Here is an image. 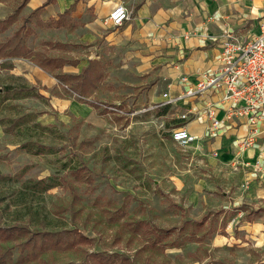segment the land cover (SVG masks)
Returning a JSON list of instances; mask_svg holds the SVG:
<instances>
[{
	"label": "rangeland",
	"instance_id": "rangeland-1",
	"mask_svg": "<svg viewBox=\"0 0 264 264\" xmlns=\"http://www.w3.org/2000/svg\"><path fill=\"white\" fill-rule=\"evenodd\" d=\"M78 2L54 27L57 12L45 19L27 0H0V226L24 228L0 236V264L263 259V241L243 226L264 221V202L234 205L246 195L238 170L214 169L172 140L174 111H147V76L104 49L102 28H90L94 6ZM17 59L27 71L15 76ZM37 65L54 86L30 74ZM59 98L88 102L95 119L59 108Z\"/></svg>",
	"mask_w": 264,
	"mask_h": 264
},
{
	"label": "crops",
	"instance_id": "crops-1",
	"mask_svg": "<svg viewBox=\"0 0 264 264\" xmlns=\"http://www.w3.org/2000/svg\"><path fill=\"white\" fill-rule=\"evenodd\" d=\"M127 1L129 4L125 0H88L83 3L88 7L94 6L96 19L90 28H102L103 34L100 36L104 38V49L119 55L120 64L126 70L147 76L144 79L148 83L150 100L147 111L159 106L171 108L174 111L173 129L187 125L191 133L202 138L188 148L195 149L200 157H207L214 169L230 168L233 171L234 167L238 170V184L245 183L246 195L237 196L234 205L246 200L263 203L264 175L257 164L259 162V166L264 168V121L260 124V134L254 144L243 147L240 142L249 136V125L241 118H225L226 107L221 103V93L204 94L191 100L179 99L178 96L203 75L216 70L222 34L226 30H234L244 37L259 33V23L264 16V0H164L163 4L156 0ZM27 2L31 9L40 8L45 19L52 13L60 14L59 18L52 20L54 27L65 26L60 16L72 12L71 8L79 3L78 0ZM119 3H125L132 9V18L120 27L106 25L104 18ZM52 60L53 65L54 58ZM64 65L72 66L78 74L90 69L86 64L72 65L67 61L57 62L55 67ZM28 67L30 74L45 85L50 87L56 84L55 77L43 66ZM25 71L27 64L21 59L9 67V72L15 76ZM183 76L188 81H183ZM58 100L59 108L68 107L79 116L95 119V107L88 102H80L76 98ZM210 109H214L216 118L222 120V126L214 137L205 136L212 123ZM185 113L189 114V119L181 117ZM230 160H235L232 166L228 164ZM245 225L243 228L256 238L257 245H260V241L264 244V221L252 224L247 221ZM221 237L224 236L218 235L217 243L225 241ZM254 264H264V258L256 260Z\"/></svg>",
	"mask_w": 264,
	"mask_h": 264
},
{
	"label": "built area",
	"instance_id": "built-area-1",
	"mask_svg": "<svg viewBox=\"0 0 264 264\" xmlns=\"http://www.w3.org/2000/svg\"><path fill=\"white\" fill-rule=\"evenodd\" d=\"M133 11L125 3L114 6L104 23L113 27L122 26L132 18ZM258 34L244 37L234 30L222 34V43L218 66L210 74H205L198 82L192 83L178 98L191 100L209 93H221V103L226 107L225 118H241L249 125V136L242 140L241 146L254 144L260 134V124L264 121V16L259 23ZM183 81L188 78L183 76ZM212 123L206 131V137L218 134L222 120L216 118L215 110L210 109ZM189 119V114L181 116ZM172 139L187 147L202 138L191 133L187 125L172 131ZM201 147V145H200ZM259 169L264 168L257 164Z\"/></svg>",
	"mask_w": 264,
	"mask_h": 264
},
{
	"label": "trees",
	"instance_id": "trees-1",
	"mask_svg": "<svg viewBox=\"0 0 264 264\" xmlns=\"http://www.w3.org/2000/svg\"><path fill=\"white\" fill-rule=\"evenodd\" d=\"M53 60L50 59L49 63H51ZM0 178H3V176L0 175ZM22 226H9V227H2L0 226V236L4 235L3 237L8 238L9 235H11L14 231H23ZM205 264H217V263H205Z\"/></svg>",
	"mask_w": 264,
	"mask_h": 264
}]
</instances>
